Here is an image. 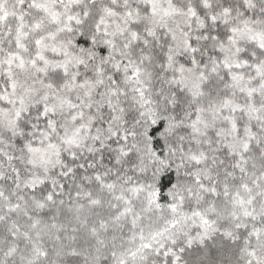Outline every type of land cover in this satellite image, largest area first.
<instances>
[{"label": "snow or ice", "instance_id": "6c2138e0", "mask_svg": "<svg viewBox=\"0 0 264 264\" xmlns=\"http://www.w3.org/2000/svg\"><path fill=\"white\" fill-rule=\"evenodd\" d=\"M0 264H264V0H0Z\"/></svg>", "mask_w": 264, "mask_h": 264}]
</instances>
